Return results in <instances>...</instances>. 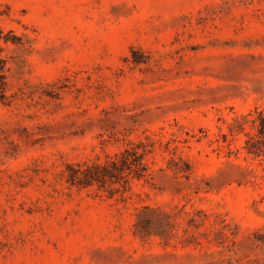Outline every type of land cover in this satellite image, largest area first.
<instances>
[{
  "label": "rangeland",
  "instance_id": "374dc122",
  "mask_svg": "<svg viewBox=\"0 0 264 264\" xmlns=\"http://www.w3.org/2000/svg\"><path fill=\"white\" fill-rule=\"evenodd\" d=\"M0 30V264H264L234 130L264 111V0H0ZM132 143L146 179L66 181Z\"/></svg>",
  "mask_w": 264,
  "mask_h": 264
},
{
  "label": "trees",
  "instance_id": "16d2710c",
  "mask_svg": "<svg viewBox=\"0 0 264 264\" xmlns=\"http://www.w3.org/2000/svg\"><path fill=\"white\" fill-rule=\"evenodd\" d=\"M9 42L0 30V42ZM14 43V41H10ZM0 44V104L9 105L13 102V95H7V82L4 71L6 60L1 57ZM234 130L244 134V150L247 154L264 159V111L255 108L252 112L242 116L235 122ZM231 132V130H230ZM147 151L142 143L131 144L114 157H108L104 163L84 162L67 167L66 181L79 188H88L93 185L104 186L115 184L123 180L128 183V177L146 179L150 176L148 168L143 163Z\"/></svg>",
  "mask_w": 264,
  "mask_h": 264
}]
</instances>
